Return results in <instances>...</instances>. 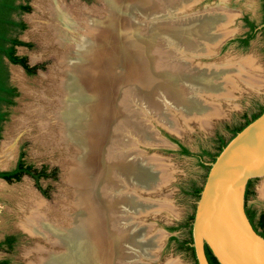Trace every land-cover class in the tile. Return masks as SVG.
Listing matches in <instances>:
<instances>
[{
  "label": "rangeland",
  "instance_id": "374dc122",
  "mask_svg": "<svg viewBox=\"0 0 264 264\" xmlns=\"http://www.w3.org/2000/svg\"><path fill=\"white\" fill-rule=\"evenodd\" d=\"M64 1H76L93 13L106 9L104 0ZM261 1L164 0V11L159 13L152 9L148 13L145 11L148 2L140 4V0H120V20L126 22L133 38L141 43L154 27L186 28L192 26L187 24L190 20L194 24L188 32L178 28L184 31L182 34H188L186 40H179L163 31L154 33L144 60L155 56L159 65L150 64L145 76L135 62L140 72L135 71L133 77H127L125 70L129 67L126 65L129 66L132 57L130 53H120V61L124 62L126 69L120 62L112 71L117 74L118 88L113 102H107L105 111L117 115L113 117L110 114L107 119L104 143L98 148V160H88V171L82 173L80 180L76 174L81 170L79 167L84 166V161H79L81 157L77 159L75 152L70 153L74 151L72 148L68 149L69 154H65L59 147L56 150L53 145L41 146L38 142L40 135L32 122L30 125L21 122L19 127L13 128L23 113H31V107L37 103L36 97H40L42 91L39 81L49 76L56 62L53 48H45L37 36L29 34L31 26L27 18L40 16L32 5L33 0H30L29 11L19 17L25 28L17 36L28 46L16 47L15 53L25 57L29 66L39 65L41 69L33 75H26L21 68L6 63L8 82L17 95L1 125L0 171L12 170L21 156L24 164L35 169L45 167L46 172L54 170V175L38 180L37 186L44 194L27 176L13 182L0 181V262L34 264L39 248V252L45 250L42 257L49 256L48 250L50 253L60 251L58 243L53 244L56 242L53 236L45 237L46 241L28 233L20 222L31 211L38 215L47 214L50 221L68 230L73 217L76 216L75 222L83 219L80 205L82 198L87 201L88 196L94 203L93 207L99 202L105 209L103 251L91 252V264H99L98 258L101 264H194L190 252L179 249L178 244L190 236L187 225L191 223L189 219L198 199L190 192L193 188L201 190L209 169L210 159L200 156L201 152L215 154L218 137L227 142L231 138L229 130L264 107V45L257 29L262 22ZM153 2L155 0L149 1L151 8L154 7ZM244 18L255 26V34L246 47L237 42L247 32ZM176 64H185L183 71L186 73H213L215 76L211 81L220 87L222 81L226 83L224 89L220 88L216 95H211L208 90L204 91L206 87L177 82V86L184 90L182 98L214 104L218 112L188 111L181 106L182 102L169 98L170 85L161 84L165 83L161 75ZM15 68L24 79L22 86L13 78L12 70ZM230 70L236 73H230ZM151 72L158 76V82L150 78ZM3 147H8L5 153ZM180 147L185 148L189 155L181 154ZM72 162L73 168L70 166ZM126 171L127 175L131 174L125 175ZM115 179L119 182H113ZM262 182L264 178L253 180L245 199L247 206L256 210H264V195L259 194ZM33 200L42 203L43 210H33ZM7 239L11 242L9 246L5 243Z\"/></svg>",
  "mask_w": 264,
  "mask_h": 264
},
{
  "label": "bare ground",
  "instance_id": "6f19581e",
  "mask_svg": "<svg viewBox=\"0 0 264 264\" xmlns=\"http://www.w3.org/2000/svg\"><path fill=\"white\" fill-rule=\"evenodd\" d=\"M149 1L140 0L139 2L140 4H146L148 2L150 6L148 5L149 9L147 8L145 10L146 12L150 13L152 9L159 11V13L164 11V7L162 6L164 0H155L153 2V8H151L152 5ZM103 3L106 5V9L93 13L91 9L88 10L80 6L76 1L66 3L64 0H33L32 5L39 12L40 16L27 18L31 26L29 34L37 36L44 47L53 48L56 62L49 76L47 78H41L39 81V86L42 91H40V97H36L37 103L31 107V113H23L13 128L16 129L19 127L21 122L23 124L27 122L28 125H30L29 122H32L40 135L38 142L41 146L45 145L47 147L46 145H48L50 147V145H53L56 147V150L59 147L65 154H69L70 150L68 151V149L72 148L74 151L70 153L73 154L75 152L76 158L79 159L81 157L79 161H84V166L81 165L79 167L81 168V172L78 171L76 174L80 177V180L83 178L82 173L88 171V160H98V148L99 145L102 146L104 143L107 119L110 114L113 117L117 115V113H105V111L106 105L108 103L111 104L116 96L118 80L115 77L117 74L112 71L118 63L120 64L121 62L122 66L124 65V62L122 63L120 61L122 60L119 57L120 53L131 54L132 57L129 66L128 64L126 65L130 69L127 68V70L123 66L126 69L125 73L128 75L127 77H133L135 71L140 72L137 70L138 67L142 70L140 73H143V76H145L149 72L150 64L151 66H157L158 64V59L155 56L148 61L144 60V57L146 59L145 54L147 48L150 46L154 33L163 31V33L170 34V36L172 35L179 40H186L188 34H182L184 31L178 28L188 32L191 31V27L194 24L190 20L187 24L192 26H184L186 28L176 26H165L167 29H164V26H161L162 28L154 27L150 31L149 36L141 43L142 41L138 42L133 38V32L130 27L125 21H121L122 19L119 17V14L122 13H119V10L122 8L120 0H104ZM167 15L169 14L167 13ZM47 50L45 52H48ZM135 62L137 66L139 65L137 68ZM184 65L176 64L171 70L163 72L161 75L162 81L165 78V83L161 84L165 85L169 83L170 85L168 90L169 98L175 102H182V105H180L188 111L194 110L203 114L218 112L219 109L214 104H206L200 99L186 100L182 98L184 96V90L177 86V82L185 81L188 84L195 83L206 87L204 91L208 90L211 95H216L220 88L224 89L226 83L222 81V87L219 84H213L211 80L215 75L211 72V74L201 72L186 73L183 71L185 68ZM231 72L236 73L235 70H230ZM12 74L14 80L22 86L24 79L22 80L19 70L16 68L13 69ZM150 78H153L155 81L158 80V76L156 77L152 72ZM43 81L45 82L44 84L42 83ZM132 100L134 101V99ZM120 146L122 147V144ZM7 149L8 147H3L2 151L5 153ZM80 152L81 154H79ZM125 156L128 157L127 155ZM70 166L73 168L74 163L72 162ZM127 173L128 171H126L125 175ZM114 181L119 182L116 179ZM259 194L260 196L264 195V182L259 187ZM86 199L88 200L86 201L85 198H82V205H80V215L82 214L83 219L75 222L76 216L73 217L72 224L70 227H67L68 230L58 226V223L56 224L54 221H50V217L47 214L44 216L29 211L28 216L26 215L23 218L20 225L28 233H32L39 238L43 237L46 241L47 238L45 237L48 235L53 236L52 239L56 241L53 244L58 243L60 247V251H54L55 253H50L48 250L46 252L49 255L48 257H42L41 255L45 254V250L41 249L42 252H39V248L37 250L38 256L35 253L36 259L33 261L34 264H91V252L93 253L94 251L96 253V251H99L102 253L105 237L104 205L97 202L96 207H93L94 203L92 204L91 199L88 196H86ZM37 201L33 200V204L29 202L31 203V208H34L33 210H43L42 203ZM112 205L114 206V203ZM64 207L66 206L64 205ZM95 210L97 214L94 212ZM98 261L101 264L100 258H98Z\"/></svg>",
  "mask_w": 264,
  "mask_h": 264
},
{
  "label": "water",
  "instance_id": "95a60500",
  "mask_svg": "<svg viewBox=\"0 0 264 264\" xmlns=\"http://www.w3.org/2000/svg\"><path fill=\"white\" fill-rule=\"evenodd\" d=\"M257 29L264 45V15ZM257 178H264V108L209 163L190 223L196 264H264V239L243 199Z\"/></svg>",
  "mask_w": 264,
  "mask_h": 264
},
{
  "label": "trees",
  "instance_id": "16d2710c",
  "mask_svg": "<svg viewBox=\"0 0 264 264\" xmlns=\"http://www.w3.org/2000/svg\"><path fill=\"white\" fill-rule=\"evenodd\" d=\"M30 0H0V131L1 125L7 118V109L13 105V99L16 97L17 93L14 87H12L8 82V71L6 67V63L12 66H17L22 69V71L26 75H33L38 69H41V66L34 65L29 66L26 62L25 57L18 56L15 53V48L18 46H28L18 40L17 36L24 30L25 25L19 19V17L27 13L29 11V3ZM261 12L262 17L264 15V0L261 1ZM244 25L247 28V32L244 34L243 38L237 39V42L242 46L246 47L248 42L253 38L255 34V26L252 22L247 21L245 18L243 19ZM261 107L256 114L251 115L249 119H245L244 122L229 130L231 137H233L237 132H239L244 126H246L249 122L253 120V118L263 109ZM226 142H224L221 138L218 137V147L217 152L215 154H208L205 151L201 152L200 156H207L210 159V162H213L215 157L218 155L220 150L225 146ZM181 154L189 155L188 151L180 147ZM54 175V170L50 172H46L45 167H40L39 169H35L30 165H26L21 160V156L15 163V166L10 171H0V179L5 182H13L18 181L21 176H27L34 181V185L37 190L40 191L41 194H44L38 186L37 182L39 179H44L48 177H52ZM250 186V181L247 182L246 187ZM200 192V188H193L190 192V195L194 198H198ZM245 193L244 197H247ZM250 222L253 219V212L245 210ZM192 220V217L189 219ZM188 226V234L190 235V224ZM263 227L261 224L258 225ZM254 227V226H253ZM255 228V227H254ZM261 235V234H260ZM264 239V236L261 235ZM174 239V238H172ZM8 246L10 245V239H7L5 242ZM191 239L190 236L187 240L179 243V249L189 251L194 264V252L192 247L190 246ZM5 261H1L0 264H5Z\"/></svg>",
  "mask_w": 264,
  "mask_h": 264
},
{
  "label": "flooded vegetation",
  "instance_id": "af4514ba",
  "mask_svg": "<svg viewBox=\"0 0 264 264\" xmlns=\"http://www.w3.org/2000/svg\"><path fill=\"white\" fill-rule=\"evenodd\" d=\"M253 180H255V179H251V180H248V181H250V184H251ZM246 185H247V183H246ZM246 185H245L244 191H243L244 209L253 212V219H252L251 224H252V226L255 227V230L259 234L264 236V226H263L264 225V210H256L253 207L247 206V204L245 202L246 198L244 197V195H245V193H250V186L246 187ZM260 224L263 227L258 226Z\"/></svg>",
  "mask_w": 264,
  "mask_h": 264
}]
</instances>
